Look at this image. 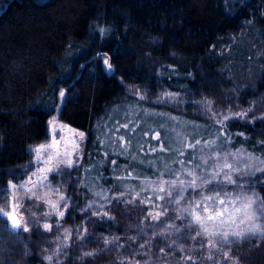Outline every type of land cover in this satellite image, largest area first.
Returning <instances> with one entry per match:
<instances>
[{"label": "trees", "instance_id": "trees-1", "mask_svg": "<svg viewBox=\"0 0 264 264\" xmlns=\"http://www.w3.org/2000/svg\"><path fill=\"white\" fill-rule=\"evenodd\" d=\"M246 39H253L259 57L247 50ZM221 43L226 50L221 49ZM98 52L110 58L113 67L108 73L96 58ZM77 53L76 59L68 62L69 56ZM64 71L68 75L62 77ZM159 86L191 92L195 97L208 96L216 104L228 102L235 112L242 107L247 113L228 119L222 126L193 114L190 106L171 109L178 115L181 128L178 152L165 149L164 153L174 156L166 160L173 170L181 168L175 163L178 159L210 154V149H186L185 156L180 157L179 151L184 143L216 138L221 127L225 133L221 137L223 150H241L264 160V0L235 4L229 0H4L0 7V186L9 180L20 181L31 169V149L49 138L48 123L60 87H66L72 97L55 110L57 118L84 131L86 139L77 187L69 192L72 207L60 227L46 232L43 223L55 224L54 217L44 221L28 216L30 230L13 231L0 217V264H49L45 257L52 254L56 237L62 236L65 228L73 230V238L59 256L60 264H120L121 259H130L133 254L140 264L145 260L148 264H193L181 259L187 255L196 258L195 264H232V260L224 259L225 251H230L237 264H264L262 237L218 245L220 251L213 252V260L201 261L209 254L208 249L201 248L205 241L190 239L195 232L184 228L187 220L176 218L175 205H168L167 216L152 221L147 216L151 206L140 203V199L153 195L151 192H142L140 199L126 203L138 191L113 186L106 191L111 201L107 203L87 196L79 185L80 170L94 148L92 127L97 114L113 103L141 101L129 93L137 89L142 90L149 106H159ZM224 86L231 88L226 101ZM250 163L264 167L258 161ZM127 164L126 169L132 167ZM143 170L147 174L138 170L142 176L134 184L141 185L145 177L154 180L163 168L158 175ZM106 171L102 180L112 186L116 182ZM243 180H251L264 198V174L257 172ZM120 192L126 195L120 201L113 199ZM91 200L104 203V210L113 219L97 222L92 216L95 207L81 212ZM168 224L181 231L170 228L163 235L153 236ZM81 226L88 228L90 239H75ZM105 236L120 237L118 244L124 247L109 245L106 249L100 239ZM133 236L136 241L129 240ZM149 239L151 242L140 249ZM181 245L190 251H180ZM84 252L95 254L78 259Z\"/></svg>", "mask_w": 264, "mask_h": 264}, {"label": "snow or ice", "instance_id": "snow-or-ice-1", "mask_svg": "<svg viewBox=\"0 0 264 264\" xmlns=\"http://www.w3.org/2000/svg\"><path fill=\"white\" fill-rule=\"evenodd\" d=\"M100 31L103 34L104 30L101 29ZM103 62L106 68L111 71L113 66L110 63V58L106 56ZM135 94L141 100L145 98L138 89L135 90ZM65 95L66 91L61 89L59 92L61 100ZM176 99L177 94L164 92L157 97V103H168ZM207 103L210 104L211 102ZM217 115L213 113V118H216ZM246 115V112L224 115L222 119L217 118L216 123L223 126L224 122L232 116L244 117ZM122 127L127 128L128 125L125 124ZM49 128L52 133L51 140L47 144L37 145L31 149L34 154L31 163L35 165V171L20 184L9 180L6 186H0V201L3 202L0 203V217H5L10 221L13 230L21 228L25 232L30 230L28 222L24 219L22 200L34 201L33 206L36 208L44 206L46 210L42 216L55 218V224L43 223L42 227L46 232L52 231L54 227L59 228L61 221L72 207L71 197L65 194L62 185L53 186L50 177L54 180L56 176L71 175L68 170L75 168L79 162L80 144L84 140L85 134L70 129L67 125H57L55 117L49 121ZM65 131L68 135L63 134ZM58 132L61 134L59 139H57ZM224 135L223 127H221L216 138L203 142L195 140L194 143H184L183 148L179 151L180 157L185 156L186 149L199 148L201 152L210 149L211 153L191 156L187 160L178 159L175 163L180 164L181 168L175 170L165 164L159 176L154 180L145 177L141 184L146 186L140 188L133 200L125 201L126 203H133L140 199L142 192L153 193L151 196L140 199L141 204L151 206L152 210L147 213V216L152 221L167 216L168 205H175L176 218L187 220L184 228L189 232H195V235L191 236L190 239L205 241V243H201V248L208 249L209 254L207 257H201V261L204 259L213 260V252L220 251L218 245L221 247L229 246L250 237L264 238V198L255 191V185L251 183V180H243L244 177L255 176L257 172L264 174V167L254 166L250 163V161H258L259 164L264 165V160L245 154L241 150L236 152L223 150L221 137ZM154 138H158V136ZM121 146L125 149L127 147L124 144ZM217 147H221V151H216ZM160 150L165 149L161 147ZM152 151H156V149H152ZM113 163L115 164V161ZM241 163H243V167L240 166ZM128 175L132 177V173H128ZM229 186H232V190H228ZM21 192L24 193L23 197L20 196ZM93 195L102 201L111 203L106 191L103 193L93 192ZM125 195V192H120L113 199L120 201ZM156 201H164V203H156ZM94 207L96 210L92 211V216L98 218L97 222L113 219L109 212L104 210L105 204L98 200H91L81 209V212L87 213ZM32 214L35 215L34 212ZM88 219L90 220L91 217ZM170 228H174L177 233L181 231V229L175 228L174 224H168L160 233L153 232V236L163 235ZM140 231L142 232L143 229ZM72 238L73 230L63 229L62 236L56 237V248L52 250L51 255L45 257L49 264H52L54 260L60 264L59 256L66 252L69 246L68 242ZM75 239L80 241L90 239L88 228L81 226ZM100 239H102L106 249L109 245L117 248L124 247V245L118 244L120 237L105 236ZM136 239L135 236L129 237L131 241H136ZM150 242L149 239L140 244V249L145 248ZM172 243L175 245V241ZM178 247L182 252L190 251L182 245ZM160 251L167 256L164 248H161ZM94 254L93 252H84L78 259L91 257ZM223 257L226 261L232 260V264H237L232 259L230 251L223 252ZM181 259L192 261L195 264L196 258L187 255ZM120 264H140V262L135 260L133 254L130 259H121ZM144 264H148V261L145 260Z\"/></svg>", "mask_w": 264, "mask_h": 264}, {"label": "rangeland", "instance_id": "rangeland-1", "mask_svg": "<svg viewBox=\"0 0 264 264\" xmlns=\"http://www.w3.org/2000/svg\"><path fill=\"white\" fill-rule=\"evenodd\" d=\"M242 1L244 0H229V3H242ZM3 2L4 0H0V7ZM246 41V46L248 48L247 50L252 52L256 58L259 57V50L257 45L253 42V39H246ZM220 46L223 50L227 49V46H225V44L221 43ZM95 55L96 58L100 61L102 69L106 73H108L109 70L106 68L103 62L104 58L107 55L104 52H98ZM77 56L78 53L69 56L68 62L70 60L74 61ZM67 75L68 71H64L62 73V77ZM225 88L224 90L226 91V93L223 94V101H226L225 98L228 99V94L231 93V88ZM61 89H64L66 91V95L63 100H61V98L59 97V92ZM164 92L177 94V99L168 103H159V106H149L146 103L147 99H143L145 101L143 103L142 100L135 94V91H130L129 93L133 94L134 96L136 95L137 100L140 99L141 101L135 102L134 100H129L127 102L113 103L111 105H108V108H103L104 110L102 109L97 114L92 127L94 135V148L88 152V161L86 165L82 167V170H80L81 177L79 185L83 187L84 193L87 196L96 197L93 195V192L103 193L105 191H108V189H112L113 186L118 187L123 191H139L140 188L145 187V185H136L133 182L137 181V178L133 177L141 178L142 176H140L139 173H136L138 172V170L139 172L147 174L145 170H143L146 169L149 170V172H154L158 175V173L161 172L163 166L165 164H169V162L166 160H173L172 157L174 156L172 154L170 156H166L164 154L165 150H160L161 147H163V149H166L167 151L178 152L180 148L178 140L181 138V128L178 127V115L176 114V112L172 111L173 109L183 110V108L190 106L192 108L193 114L200 115L212 121H216L217 118L222 119L224 115L237 113L227 104L228 102L216 104L214 103L213 99L208 96H202L199 94L195 97L191 92H187L186 94H184L182 92L173 91L167 86H159L157 97L161 96V94ZM141 94L144 95L143 93ZM55 97L57 101L55 110H58L59 106L65 100L72 97V93L68 92L66 90V87H60L56 91ZM209 101L211 102L210 104L207 103ZM55 110L51 115L49 121L52 120L53 117H55L57 125H67L70 129H75L78 132L84 133V131L78 130L60 121L57 118ZM240 112H244V109L242 107L240 109ZM161 113H163L164 115H159ZM213 113L218 114L216 118H213ZM173 117L175 119H172ZM125 124L128 125L127 128L122 127V125ZM48 133V140L41 144H47L52 138L49 123ZM63 134L68 135L67 131H65V133ZM60 135L61 134L58 132L57 139L60 138ZM157 136L158 138H154ZM85 139L86 135L84 140L80 144L78 164L75 168L68 170L70 171L71 175H65L63 177L56 176L54 180H52V178L50 177L53 186L57 184L62 185V188L67 196H69V192L72 188L77 187V171H79L78 168L81 164L84 154ZM122 144L127 146L126 149L121 146ZM152 149H156V151H152ZM113 161H115V164L113 163ZM125 161L130 163V166H132L133 168L129 167V169H126L128 167V164ZM136 166H139L141 169H136ZM105 168L108 169V171H106L108 173V176H110L113 182H116L113 183L112 186L108 182L102 180L105 177ZM33 171H35L34 164L31 166V169L28 171L27 175L20 181L16 182V184H20L25 181L28 175ZM128 173H132V177H129ZM20 196L23 197L24 193L21 192ZM22 203L24 204V208L22 209V211L25 220L28 216L32 217L33 212L35 213L34 216H36L38 220L41 219L47 221L49 218H52L42 216L43 212L46 210L44 206L36 208L33 206L34 201L29 200H22Z\"/></svg>", "mask_w": 264, "mask_h": 264}, {"label": "water", "instance_id": "water-1", "mask_svg": "<svg viewBox=\"0 0 264 264\" xmlns=\"http://www.w3.org/2000/svg\"><path fill=\"white\" fill-rule=\"evenodd\" d=\"M2 218H4L6 221H7V223H8V225H9V227L11 228V222L10 221H8L5 217H2ZM12 229V228H11ZM13 230V229H12ZM18 230H22L23 231V229L21 228V229H17V230H13V231H18Z\"/></svg>", "mask_w": 264, "mask_h": 264}]
</instances>
